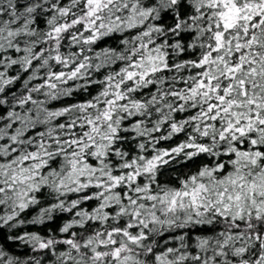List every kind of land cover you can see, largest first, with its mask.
<instances>
[{
	"label": "snow or ice",
	"instance_id": "1",
	"mask_svg": "<svg viewBox=\"0 0 264 264\" xmlns=\"http://www.w3.org/2000/svg\"><path fill=\"white\" fill-rule=\"evenodd\" d=\"M0 264H264V0H0Z\"/></svg>",
	"mask_w": 264,
	"mask_h": 264
}]
</instances>
